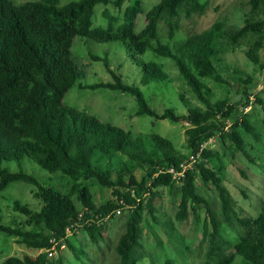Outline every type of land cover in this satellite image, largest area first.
<instances>
[{
	"label": "trees",
	"instance_id": "1",
	"mask_svg": "<svg viewBox=\"0 0 264 264\" xmlns=\"http://www.w3.org/2000/svg\"><path fill=\"white\" fill-rule=\"evenodd\" d=\"M144 3L0 0V191L11 183L27 182L36 187L33 195L41 201L37 210L15 201L13 209L25 218L11 226L0 224V232L41 252L9 256L2 264H49L50 253L61 251L62 244L79 258L69 235L80 228L93 244H99L107 221L122 211L128 215L116 244L119 264H138L143 259L138 248L142 246L144 215L147 212L159 223L155 202L162 188L179 194L177 221L187 219L192 211L201 232L200 245L206 246L204 264H235L238 257L243 264H264V200L258 214L248 213L220 171L211 165L217 152L209 146L218 136L223 143L233 142L237 151L252 159L245 149L244 133L260 140L246 111L254 102L264 104L260 96L252 98L257 95L252 91L256 77L238 64L229 68L225 56L242 49L264 75V0H249L250 8L238 29L232 30L219 18L204 31L193 29L175 41L182 20L195 13L203 15L207 1L159 0L149 10ZM100 4L105 6L102 15L108 20L106 27L93 25ZM112 8L121 16L111 14ZM140 18L144 20L141 28ZM162 23L167 42L160 36ZM77 36L100 43L120 42L135 61L149 50L172 60L180 80L198 102L193 104L180 93L186 106L183 113L170 107L162 113L155 111L138 86L125 83L109 61L99 56L93 55V59L103 60L114 80L80 87L129 93L138 103L137 115L168 119L174 124L188 122L186 151L158 133L136 134L64 105L66 93L81 78L72 57ZM142 67L143 84L171 80L170 72L157 62H143ZM224 70L235 73L234 85L223 77ZM209 79L235 88L238 98L213 101ZM26 156L49 173L67 179L68 187L44 186L27 172H13L1 165L4 160L21 161ZM116 163L121 166L115 168ZM136 168L142 172L140 179ZM209 188L217 194L219 210L202 193ZM162 226L175 229L171 220H162ZM234 233L239 236L235 238ZM165 263L176 264L170 258ZM53 264L63 261L60 258Z\"/></svg>",
	"mask_w": 264,
	"mask_h": 264
},
{
	"label": "rangeland",
	"instance_id": "2",
	"mask_svg": "<svg viewBox=\"0 0 264 264\" xmlns=\"http://www.w3.org/2000/svg\"><path fill=\"white\" fill-rule=\"evenodd\" d=\"M15 3L35 1V0H12ZM74 0H61V4H66ZM159 0H144L146 10H149L154 3ZM205 1V0H202ZM207 8L203 15L195 13L190 19L182 20V29L175 35V40L186 36L188 31H204L210 27L217 19H225L226 25L232 30L238 29L243 25L245 14L249 10V0H206ZM128 5L125 3L124 7ZM105 8L100 4L95 9L93 25L106 27L108 20L102 15ZM115 13V14H114ZM111 14L121 16V12L112 8ZM142 18V16H141ZM140 18V19H141ZM119 22L122 20H118ZM144 24L140 20L139 28ZM163 23L160 24V36L163 41H168L167 31L163 30ZM93 55L107 59L112 69L121 75L123 81L130 85L138 86L151 107L162 113L167 107L175 109L179 113L186 112V106L180 98V93L193 104L198 102L187 86L180 80L178 71L173 67L172 60L155 54L152 50L138 57L135 61L128 53L126 46L120 42L100 43L89 37L77 36L72 46V57L77 64L81 78L66 93L63 103L66 106L85 110L96 115L102 121L110 122L129 129L136 134L158 133L164 137L170 138L182 150L186 151L185 127L188 122L174 124L168 119L157 120L147 115H137L138 103L136 98L118 90L107 88H81L80 86L92 85L100 82H112L114 80L111 73L106 69L103 60L93 59ZM154 61L161 64L164 69L170 72L171 80L157 84H143V62ZM225 63L229 68L233 64L252 71L256 77L257 85H253L252 91L257 94L252 97L260 96L264 100V75L256 65L250 62L242 49L234 52H228L225 56ZM245 67V68H244ZM255 69V70H254ZM254 70V71H253ZM229 71V70H228ZM223 71V77L229 80L233 85L232 75L235 73ZM208 86L212 90V100L219 98L235 96V88L226 87L209 79ZM201 105V103H199ZM249 113L250 122L259 132L260 140L244 133L245 149L252 157L249 159L243 152L237 151L231 141L221 142L218 136L209 141V146L215 149L217 156L211 159V165L220 171L225 184L236 201L251 214H258L261 210L264 200V104L254 102L252 107L246 110ZM2 167L10 171H24L34 177L44 186L48 187H68V180L59 176L60 174H51L42 169L31 158L25 157L21 161H2ZM121 164L116 163L115 168ZM114 168V169H115ZM244 172L245 175L242 173ZM136 175L140 179L142 172L136 168ZM36 187L27 182H14L7 188L0 191V224L15 225L22 221L25 216L13 209L15 201L29 205L37 210L41 206V201L34 197L33 191ZM204 196L210 200L213 207L219 210V202L216 192L212 189L202 190ZM179 194L176 191H169L162 188L159 197L156 199L155 206L159 223H155L153 218L146 212L142 223V246L138 248L139 254L143 259L138 264H166L165 261L170 258L176 264H204L206 258V246L200 245L201 232L195 225V219L190 211L187 219L183 221L176 220V213L179 205ZM76 203L81 207L80 203ZM203 217L206 212L203 211ZM128 212H121L118 217L107 221L104 232V239L99 244H93L87 233L83 229L76 228L74 233L69 235V239L76 247L79 258L76 257L73 250L67 244H62L61 251H54L50 256L51 263L60 258L63 264H119L116 253V244L120 234L125 230V221ZM162 220L173 222L175 229H166L162 226ZM236 238L239 235L234 233ZM41 251L28 248L19 244L16 238L9 237L0 232V264L9 256H20L30 254L36 256ZM235 264H243L240 257Z\"/></svg>",
	"mask_w": 264,
	"mask_h": 264
},
{
	"label": "built area",
	"instance_id": "3",
	"mask_svg": "<svg viewBox=\"0 0 264 264\" xmlns=\"http://www.w3.org/2000/svg\"><path fill=\"white\" fill-rule=\"evenodd\" d=\"M247 109H248V108H247ZM247 109H246V110H247ZM210 141H211V140H210ZM195 160H196V157H195L194 155H192V156H191V162H194ZM53 253H54V252H51V253H50V256H52Z\"/></svg>",
	"mask_w": 264,
	"mask_h": 264
}]
</instances>
